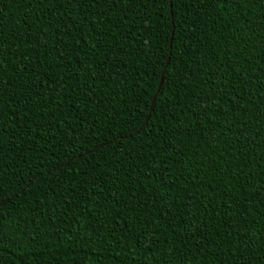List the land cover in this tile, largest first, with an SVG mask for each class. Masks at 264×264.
Here are the masks:
<instances>
[{
	"label": "trees",
	"instance_id": "trees-1",
	"mask_svg": "<svg viewBox=\"0 0 264 264\" xmlns=\"http://www.w3.org/2000/svg\"><path fill=\"white\" fill-rule=\"evenodd\" d=\"M0 23V264H264V0H0Z\"/></svg>",
	"mask_w": 264,
	"mask_h": 264
},
{
	"label": "snow or ice",
	"instance_id": "snow-or-ice-1",
	"mask_svg": "<svg viewBox=\"0 0 264 264\" xmlns=\"http://www.w3.org/2000/svg\"><path fill=\"white\" fill-rule=\"evenodd\" d=\"M22 2H24V0H22ZM26 2H27V4L29 6H34V5L43 4V3H49V4L52 5V9L54 10L57 6L63 7V5L65 3H70V4H74V5L79 6L80 4L84 3L85 0H26ZM91 2L95 4V3H99L100 0H91ZM112 2H113V4H121L122 5V4H124L125 0H112ZM132 2H133V0H128V4L129 5ZM143 2L144 3H147L148 0H143ZM171 2L173 4V6H176L177 4L183 5V4H186V3H189V2H193L194 3V0H171ZM65 16H68L70 18L71 17V13H66V12H60V13H58V17L60 19H63ZM50 19H54V18H50ZM122 19H123V17H122ZM100 23L103 26V22L101 21ZM64 26L65 25H57V27H61V28L64 27ZM85 26H88V25H85ZM94 27H95V24L91 25V28H94ZM91 28H90V30H91ZM145 28H147V25H145ZM77 30L78 29L75 26L69 28V31L70 32L77 31ZM47 34L48 33L46 31H44V32H41V34H40L39 37H35V34L34 33H33V36L36 38V42L38 44H41V42H43L41 44V46L46 47L45 37H47ZM99 34L100 35H105V36L107 35V33H103V32H100ZM5 35L6 34L3 32V24L0 23V81H3V85L5 86V90H6V86L11 85V83H12V77H9L6 80L3 79L4 78V75H5V68L7 67L5 65L4 59H3V52H4L3 44L6 43V41L4 39ZM95 38H96V34L93 35V40H95ZM10 39H11V37H10ZM73 39L75 40V37ZM63 46L64 47H67V44L65 43ZM102 46H103V44L101 42V47ZM32 47H33L32 41L29 40L27 46L24 48L23 51H30ZM95 50L96 49H94V48H90L89 49V51H95ZM23 51H21L20 53L17 54L19 60L21 61V63L19 64L18 69L13 72V76L18 75L25 68L26 61H24ZM56 51L58 52L59 49H56ZM90 59H92V56L91 55H88L85 59H83L82 64L80 66L83 67V65L84 64H87L88 60H90ZM168 63L169 64L172 63L171 58L168 59ZM33 67H35V66H33ZM170 76H171V73H169V77ZM169 77H166V79L169 78ZM184 79L187 80V77H184ZM157 83H158V85H161L162 84V81H158ZM73 91H75V89H73ZM28 99H31V97H28ZM198 122H199V118L197 117L194 120V123H198ZM238 130H242V126H241V129H238ZM140 131H141L140 129H134L133 130V134L134 135H139ZM177 131H183V128H179V129H177Z\"/></svg>",
	"mask_w": 264,
	"mask_h": 264
},
{
	"label": "water",
	"instance_id": "water-1",
	"mask_svg": "<svg viewBox=\"0 0 264 264\" xmlns=\"http://www.w3.org/2000/svg\"><path fill=\"white\" fill-rule=\"evenodd\" d=\"M159 81H161V75H160V80ZM158 89H159V85H157V88H156V90H155V92H154V94H153V96L151 98V102H150V105H149V111H150V108L152 106V103H153V101L155 99V96H156V93H157Z\"/></svg>",
	"mask_w": 264,
	"mask_h": 264
}]
</instances>
